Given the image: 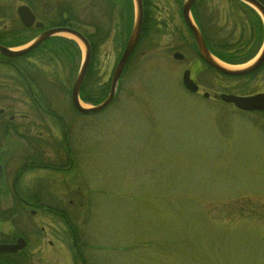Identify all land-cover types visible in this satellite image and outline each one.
Here are the masks:
<instances>
[{
  "label": "rangeland",
  "instance_id": "obj_1",
  "mask_svg": "<svg viewBox=\"0 0 264 264\" xmlns=\"http://www.w3.org/2000/svg\"><path fill=\"white\" fill-rule=\"evenodd\" d=\"M183 1H153L152 14L163 27L148 42L150 49L131 60L114 103L100 114L83 116L71 107L70 91L83 57L74 42L67 47L73 58L63 57V71L32 73L39 81L32 91L58 120L30 105L14 72H0V102L12 107L9 114L35 117L42 139L68 145L71 163L64 162L63 177L42 172L33 179H48L59 192L53 196L58 198L40 202L63 211L85 264H264L262 119L213 100L220 94L263 92L264 73L225 81L194 66L199 92L187 93L181 77L195 57L182 48L189 41L180 16ZM206 5L219 25L220 19H244L228 0ZM117 22L95 55L89 81L94 86L109 84L114 56L118 60V49L123 50L118 46L126 43ZM174 53L183 60L174 61ZM13 202L4 196L0 212ZM3 224L0 240L16 235L27 240V264H81L69 229L50 212L23 209Z\"/></svg>",
  "mask_w": 264,
  "mask_h": 264
},
{
  "label": "flooded vegetation",
  "instance_id": "obj_2",
  "mask_svg": "<svg viewBox=\"0 0 264 264\" xmlns=\"http://www.w3.org/2000/svg\"><path fill=\"white\" fill-rule=\"evenodd\" d=\"M129 1L132 2L131 0H0V47L2 49L19 52L27 49L42 37H46L34 49L23 56L10 58L0 54V72L3 69L14 72L18 82L21 84L20 86L26 89L30 105L34 109H41L40 114L58 120L59 117L53 116L51 112L41 106L40 102L43 99L35 96L32 91L33 88L35 89L34 84L39 85L38 79L32 73L63 71V57H66L67 47H74L69 45L66 40H63V29L73 30L86 40L90 51L87 72L96 71L94 64L95 55L103 43L108 40L106 35L109 33V28L115 30L113 27L114 19H118L117 29L121 34L122 40H127L130 35L132 25H128L122 20L133 19L132 11L129 9ZM144 1L142 0L143 23L139 41L123 71L119 83L137 52H141L144 55L150 49L148 42L151 39H155L163 27V24L161 25V23L155 21L156 18L152 14L154 0H149L150 7H148V11ZM228 1L236 3L244 19H236L235 22L220 19L219 25L214 19L215 16L210 15L211 10L207 8L206 3L209 0H202L201 7L206 19H204V22L193 20L201 32L205 45L214 57L213 52L220 48L227 57H235L224 63L240 67L246 66L256 59L264 49V19H259L258 15L248 6L237 3L234 0ZM255 1L264 8V0ZM195 2L196 0L194 4ZM144 19H152V22H144ZM107 22L111 26H108ZM182 26L186 30L189 39L187 44H182V48L190 51L195 57V59L190 61L186 69L190 72L193 79L196 72L194 69L200 66H204L208 70L211 69L198 56L192 36L183 21ZM54 31H60V33L46 36ZM121 44L123 45V43ZM122 45L118 47L122 48L125 46V44L124 46ZM118 50L122 54L124 49ZM116 60L114 56L112 69L115 68L119 59ZM194 66L196 68H193ZM21 72L28 75V81L21 76ZM260 72L264 73V60L255 72L247 76L241 78L220 77L225 81H241L252 79L255 75H259ZM1 82L2 79H0ZM263 93L264 91L257 94ZM226 106L237 111L232 105ZM11 109L12 107H6L0 102V200L7 196L14 201L11 209L0 212V227L4 226L3 223H6L2 217L3 214L16 215L27 208L50 212L61 219L63 223L64 215L63 211L59 209L60 207H57L58 209L55 211H51L40 202L42 199L58 198H53V196H57L59 192L54 193L52 184H50L48 179L36 180L33 179V175L43 172L63 177V174L66 173V169L63 167L64 162L71 163L69 150L67 149L68 145L48 144L45 139H42L41 133L35 132V117L29 114L16 117L9 114ZM250 115H253L255 119H262L263 126L258 127L262 129L264 134V111L251 113ZM13 122L19 123L15 126L12 124ZM60 126L63 133V123ZM12 137L22 140V144L6 145L4 140ZM35 139H38V141ZM31 177L33 180H30ZM57 204L61 203L58 201ZM30 214L34 216L35 212L30 211ZM20 237H16L8 244L15 243ZM23 239L26 242V248L21 253L24 254L29 244L25 237ZM77 241V239H72L74 251L76 252H78ZM48 244L51 245L50 242ZM8 257H12L13 261H18L17 258H19L18 255H10ZM25 259H27L28 263L29 255Z\"/></svg>",
  "mask_w": 264,
  "mask_h": 264
},
{
  "label": "water",
  "instance_id": "obj_3",
  "mask_svg": "<svg viewBox=\"0 0 264 264\" xmlns=\"http://www.w3.org/2000/svg\"><path fill=\"white\" fill-rule=\"evenodd\" d=\"M243 4H246L250 8H252L254 11H256L261 19H264V8L257 3L255 0H237ZM133 2V10H134V18H133V25L132 29L128 38V41L126 43V46L124 48V51L122 53V56L113 72L111 83H110V90L107 98L98 106H95L90 109L83 108L81 105L79 94L80 90L87 72L88 64H89V58H90V51L89 46L86 42V40L77 32L70 30V29H63V35L70 36L72 39L77 41L81 44V46L84 49V60L82 63V66L74 80L72 89H71V102L73 105V108L81 115H94L103 112L105 109H107L111 103L114 101L116 92H117V85L120 79V76L122 75V72L133 53L137 42L139 40V36L141 33V27L143 22V7L141 0H132ZM194 3V0H185L182 9V19L189 29L195 47L197 49V52L201 59L213 70L216 72L228 76V77H241L248 75L255 70L259 68L261 63L264 60V49L259 55V57L248 67L243 69H227L226 67L219 64L210 54L208 49L205 46V43L203 41V38L197 29V27L193 24L191 20V8ZM60 33V31H54L46 36H51L52 34ZM46 37H42L40 40H38L36 43L28 47L27 49L21 50L19 52H11L4 50L0 47V54L6 57L10 58H16L18 56H23L27 53H29L32 49H34L41 41H43ZM173 59L176 61H181L183 59L182 55L176 53L173 55ZM182 85L183 87L191 94H196L198 92L197 85L190 79V72L186 71L183 73L182 76ZM209 97L208 94H204L203 98L207 99ZM218 99L220 102L224 104H231L236 109L244 112H261L264 111V94L252 96V97H236L231 95H219ZM25 242L22 238L18 239L15 244L13 245H0V254L3 255H15L19 251L23 250L25 248Z\"/></svg>",
  "mask_w": 264,
  "mask_h": 264
},
{
  "label": "trees",
  "instance_id": "obj_4",
  "mask_svg": "<svg viewBox=\"0 0 264 264\" xmlns=\"http://www.w3.org/2000/svg\"><path fill=\"white\" fill-rule=\"evenodd\" d=\"M147 1V2H146ZM200 1V2H199ZM201 1L202 0H196L194 6H193V10H192V16L193 19H195L197 22H204V19H206L204 17V11L203 8L201 7ZM146 4V8L148 11V7H150L149 5V0H145L144 1ZM129 9L130 11L132 10V5L130 4L129 1ZM148 15H150L149 12H147ZM146 13V14H147ZM132 15V12H131ZM152 22V19H144V22ZM132 22V19H126V23H128V25H130ZM129 33V31H128ZM141 41V39H140ZM68 42V41H67ZM69 45H72V43L68 42ZM210 47H212V45H210ZM212 50V48H211ZM213 52V50H212ZM215 57H217L219 60L223 61V62H228L229 60H232V58L235 57H227L224 53H222V50L220 48L216 49V51L213 52ZM66 57L68 58V60H71L73 58V56H71L70 50L69 48H67L66 50ZM94 72L93 71H88L87 75H86V79L84 81V84L81 88V92H80V100L84 103V104H88V105H98L100 103L103 102V100L105 99V97L107 96V92L109 90V86L108 84L104 85V86H94L92 84H90V80L94 77ZM21 76L26 79L28 81L29 77L27 74L22 73L21 72ZM14 214H3L2 217L3 219L7 222V221H11L14 218ZM67 218L63 219V223L67 226V228L70 231V236L72 239H76L74 234L75 231L72 229V226L70 224V222L68 220H66ZM17 236L15 237H11V238H7V237H3L4 239L0 240V244H5V243H10L11 241H13ZM78 252L77 254H75V258L76 260L80 261L81 264H85V261L83 260L81 253L79 251V247L77 248ZM24 254H19V258H17L18 261H13L12 257H8V256H1L0 255V264H27V259H25V257L23 256Z\"/></svg>",
  "mask_w": 264,
  "mask_h": 264
},
{
  "label": "bare ground",
  "instance_id": "obj_5",
  "mask_svg": "<svg viewBox=\"0 0 264 264\" xmlns=\"http://www.w3.org/2000/svg\"><path fill=\"white\" fill-rule=\"evenodd\" d=\"M64 37H66L67 39H69L70 37L69 36H67V35H63ZM221 64V63H220ZM222 66H224V67H226L227 69H235V68H231V67H227V66H225L224 64H221Z\"/></svg>",
  "mask_w": 264,
  "mask_h": 264
}]
</instances>
